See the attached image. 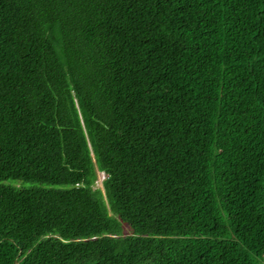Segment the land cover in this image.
I'll use <instances>...</instances> for the list:
<instances>
[{
    "label": "trees",
    "instance_id": "1",
    "mask_svg": "<svg viewBox=\"0 0 264 264\" xmlns=\"http://www.w3.org/2000/svg\"><path fill=\"white\" fill-rule=\"evenodd\" d=\"M0 264H264V0H0Z\"/></svg>",
    "mask_w": 264,
    "mask_h": 264
},
{
    "label": "rangeland",
    "instance_id": "2",
    "mask_svg": "<svg viewBox=\"0 0 264 264\" xmlns=\"http://www.w3.org/2000/svg\"><path fill=\"white\" fill-rule=\"evenodd\" d=\"M96 174H97V178L94 182V187H98L100 189H103V185H102V182H103V179L105 177V173L100 171V170H96ZM12 182V180H10ZM15 183L16 185H26V182H23V181H15L13 182ZM130 231V228L127 224H124V232H129Z\"/></svg>",
    "mask_w": 264,
    "mask_h": 264
}]
</instances>
